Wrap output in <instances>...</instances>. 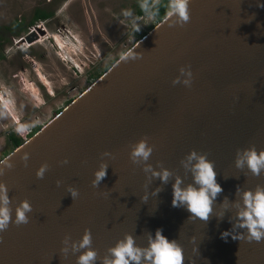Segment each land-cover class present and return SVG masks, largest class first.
I'll return each mask as SVG.
<instances>
[{
    "label": "water",
    "instance_id": "water-1",
    "mask_svg": "<svg viewBox=\"0 0 264 264\" xmlns=\"http://www.w3.org/2000/svg\"><path fill=\"white\" fill-rule=\"evenodd\" d=\"M188 14L183 24L165 16L134 45L138 58H119L2 159L12 165L0 175L10 208L27 200L31 211L0 231V264H76L72 245L85 230L100 264L126 233L146 246L157 228L180 245L182 264H264V239L221 236L235 220L236 187L264 186V174L234 164L238 149L264 150V0H189ZM181 69L192 72L190 86ZM140 139L153 148L146 163L171 173L167 183L130 160ZM191 150L213 162L222 188L207 221L171 204L174 178L191 182L182 164ZM102 163L106 175L93 187Z\"/></svg>",
    "mask_w": 264,
    "mask_h": 264
},
{
    "label": "rangeland",
    "instance_id": "rangeland-1",
    "mask_svg": "<svg viewBox=\"0 0 264 264\" xmlns=\"http://www.w3.org/2000/svg\"><path fill=\"white\" fill-rule=\"evenodd\" d=\"M37 8L52 16L17 33L14 20ZM137 9V0H0V160L10 134L26 141L158 24Z\"/></svg>",
    "mask_w": 264,
    "mask_h": 264
},
{
    "label": "clouds",
    "instance_id": "clouds-1",
    "mask_svg": "<svg viewBox=\"0 0 264 264\" xmlns=\"http://www.w3.org/2000/svg\"><path fill=\"white\" fill-rule=\"evenodd\" d=\"M188 3L189 0H169L165 19L175 17L176 23H186L189 19ZM53 42L57 43V39L54 38ZM135 47L124 51L120 59L126 61L138 58V54L133 51ZM181 71L188 77L183 84L190 86L192 72L190 69L187 72L183 69ZM178 82L180 81H173L174 84ZM152 151L153 148L147 140L140 139L132 145L129 158L134 164L145 162V172H150L152 177H158L162 183H167L171 175L169 170L161 168L156 171L146 163ZM22 159L27 160V154H24ZM182 164L190 174L191 182L184 184L179 176L174 178L171 185V204L173 207L186 209L190 213L188 219L198 218L201 221H207L209 215H213V204L217 196L222 192V188L215 179L213 162L207 159L206 154H198L195 150H191ZM234 164L238 169L246 168L253 176L262 175L264 174V150H257L254 146L238 149ZM0 165H3L0 167V175L3 174L4 168L12 167L6 159L0 160ZM107 167V164L102 163L94 172L93 187H97L105 177ZM46 170L47 165H41L36 170L35 176L42 178ZM68 192L73 198L77 195V191L73 188H69ZM158 192L159 189H155L153 194L156 195ZM234 196L238 197L232 201L236 209L235 220L230 219L232 228L222 232L221 236L230 235L234 240L260 242L264 239V186L256 185L251 189L243 190L237 186ZM143 199L146 200L147 197ZM221 203L227 207L228 198L224 197ZM9 205L8 189L6 185L0 183V231L7 229L10 220L17 225L28 222L26 214L31 211V205L27 200H21L14 209ZM217 219L223 220V214ZM235 229H243L244 232L234 231ZM145 240L146 246H139L134 237L126 233L122 239L117 240L107 249V255L100 259V264H182V248L175 239L169 240L162 235V229L157 228L152 233L147 232ZM91 244V234L89 230H85L79 241L72 245L73 251L80 253L76 257V264H96L98 254Z\"/></svg>",
    "mask_w": 264,
    "mask_h": 264
},
{
    "label": "trees",
    "instance_id": "trees-1",
    "mask_svg": "<svg viewBox=\"0 0 264 264\" xmlns=\"http://www.w3.org/2000/svg\"><path fill=\"white\" fill-rule=\"evenodd\" d=\"M137 1H138L137 15L152 16L156 23L160 22L166 16L169 0H156V1L155 0H137ZM50 16H52V12L37 8L35 9L31 19L28 22L24 24L22 23L21 20L20 21L14 20L12 27L15 26L18 28L17 33L20 31H26L25 29L29 25H32L36 21H39V20H45L49 18ZM9 139L12 145V149H15L17 146L23 143L21 138L13 134L9 135Z\"/></svg>",
    "mask_w": 264,
    "mask_h": 264
},
{
    "label": "bare ground",
    "instance_id": "bare-ground-1",
    "mask_svg": "<svg viewBox=\"0 0 264 264\" xmlns=\"http://www.w3.org/2000/svg\"><path fill=\"white\" fill-rule=\"evenodd\" d=\"M21 41L23 42V41H26V40H25V39H22ZM62 43H63V42H61V41L58 42V44H62ZM59 46H60V45H59ZM64 47H65V46H64Z\"/></svg>",
    "mask_w": 264,
    "mask_h": 264
},
{
    "label": "flooded vegetation",
    "instance_id": "flooded-vegetation-1",
    "mask_svg": "<svg viewBox=\"0 0 264 264\" xmlns=\"http://www.w3.org/2000/svg\"><path fill=\"white\" fill-rule=\"evenodd\" d=\"M64 47V46H63Z\"/></svg>",
    "mask_w": 264,
    "mask_h": 264
}]
</instances>
